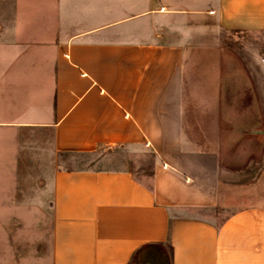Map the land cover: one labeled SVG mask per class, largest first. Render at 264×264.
Masks as SVG:
<instances>
[{"label":"crops","instance_id":"0c3cea01","mask_svg":"<svg viewBox=\"0 0 264 264\" xmlns=\"http://www.w3.org/2000/svg\"><path fill=\"white\" fill-rule=\"evenodd\" d=\"M219 31L264 35V0H0V136H50V264H264V204L218 223L200 212L227 207L219 179L190 171L203 159L183 133L189 35L215 48L199 45ZM251 61L264 129V47ZM116 150L152 156L149 185L54 165Z\"/></svg>","mask_w":264,"mask_h":264},{"label":"rangeland","instance_id":"374dc122","mask_svg":"<svg viewBox=\"0 0 264 264\" xmlns=\"http://www.w3.org/2000/svg\"><path fill=\"white\" fill-rule=\"evenodd\" d=\"M208 26L217 29L212 21ZM200 38L195 32L189 35L192 43L184 66L183 133L191 154L203 159L193 165L191 173L205 179L217 177L227 199L226 208L200 214L221 223L237 208L253 202L264 204V129L260 99L252 87L258 67L251 61L252 53L264 47V35L221 31L205 35L199 46L217 41L215 48L197 47ZM23 83L26 88L32 82ZM2 111L0 103V117ZM4 137L0 136V264H50L52 213L50 202L45 203L50 192L47 172L53 165L48 155L50 136ZM131 158L123 150L84 156L58 154L54 165L65 169L124 168L149 185L152 156ZM251 188L258 192L246 198Z\"/></svg>","mask_w":264,"mask_h":264}]
</instances>
